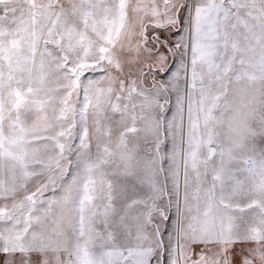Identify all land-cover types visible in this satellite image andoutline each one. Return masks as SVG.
I'll return each instance as SVG.
<instances>
[{"label":"snow or ice","instance_id":"1","mask_svg":"<svg viewBox=\"0 0 264 264\" xmlns=\"http://www.w3.org/2000/svg\"><path fill=\"white\" fill-rule=\"evenodd\" d=\"M0 264H264V0H0Z\"/></svg>","mask_w":264,"mask_h":264}]
</instances>
